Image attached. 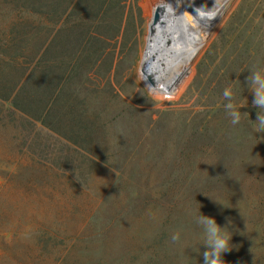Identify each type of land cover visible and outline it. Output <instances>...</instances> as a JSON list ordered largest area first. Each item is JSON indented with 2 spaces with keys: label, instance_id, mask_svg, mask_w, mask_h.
Returning <instances> with one entry per match:
<instances>
[{
  "label": "rangeland",
  "instance_id": "rangeland-1",
  "mask_svg": "<svg viewBox=\"0 0 264 264\" xmlns=\"http://www.w3.org/2000/svg\"><path fill=\"white\" fill-rule=\"evenodd\" d=\"M119 1L124 34L104 50L110 75L97 66L75 85L98 117L90 145L73 146L0 104V264H129L134 248L146 250L163 229L164 195L183 218L171 229L193 232L195 249H207L203 215L236 228L233 264L263 263L264 129L255 122L264 109L252 106L260 85L249 77L264 80V0H223L224 14L180 81L157 77L163 88L139 72L163 0ZM8 6L0 0V42L15 16L3 13Z\"/></svg>",
  "mask_w": 264,
  "mask_h": 264
},
{
  "label": "trees",
  "instance_id": "trees-1",
  "mask_svg": "<svg viewBox=\"0 0 264 264\" xmlns=\"http://www.w3.org/2000/svg\"><path fill=\"white\" fill-rule=\"evenodd\" d=\"M4 1L13 7L8 6L3 13H14L15 16L11 20L9 38L0 42L2 109L7 105L13 118L36 122L73 146L90 145L101 129L96 126L98 117L92 113L89 97L75 85L89 82V76L97 73L94 70L97 66H101L107 76L110 75L113 58L107 60L104 50L108 42H117L123 37L121 2ZM48 173L41 171L43 177ZM42 186L56 190L55 183L45 182ZM169 200L164 195L161 201L168 203L166 208L171 207L169 215L161 223L163 229L155 231L146 250L139 246L134 248L129 264H197L187 257L195 251L200 255L203 253L194 248L193 232L171 229L180 217L173 216V203ZM232 225L222 227V234L229 238V246L230 241L237 237V231L233 230L236 228ZM205 231L209 235L207 229ZM177 235L179 239L173 241V236ZM185 258L187 262H183ZM222 259L224 264H233L227 252ZM260 260L263 263L255 264H264V257ZM199 264H204L203 255Z\"/></svg>",
  "mask_w": 264,
  "mask_h": 264
},
{
  "label": "bare ground",
  "instance_id": "bare-ground-1",
  "mask_svg": "<svg viewBox=\"0 0 264 264\" xmlns=\"http://www.w3.org/2000/svg\"><path fill=\"white\" fill-rule=\"evenodd\" d=\"M174 13L160 34L152 57L157 77L168 84L182 78L190 68L217 20L224 14L227 0H170Z\"/></svg>",
  "mask_w": 264,
  "mask_h": 264
},
{
  "label": "clouds",
  "instance_id": "clouds-1",
  "mask_svg": "<svg viewBox=\"0 0 264 264\" xmlns=\"http://www.w3.org/2000/svg\"><path fill=\"white\" fill-rule=\"evenodd\" d=\"M255 83L260 85L259 88L254 90V95L256 99L253 101L252 106L264 109V80H261L260 74L255 73L253 76L249 77ZM225 96H229L230 93L225 91ZM231 107V105H229ZM235 117L232 121L233 124H237L241 119L240 111H235L233 113ZM261 129H264V115H261L260 112H257V121L255 122ZM199 222L207 226V231L209 233L208 238L204 246L208 249L203 252L204 264H224L222 256L224 253L230 251L229 248V238L222 234V229L219 225L216 224V221L213 218L206 217L201 215ZM173 241L179 239L178 235L173 236Z\"/></svg>",
  "mask_w": 264,
  "mask_h": 264
},
{
  "label": "water",
  "instance_id": "water-1",
  "mask_svg": "<svg viewBox=\"0 0 264 264\" xmlns=\"http://www.w3.org/2000/svg\"><path fill=\"white\" fill-rule=\"evenodd\" d=\"M174 7L170 0H163L154 7L152 17L148 24V34L139 66V72L145 83L152 88H163L164 84L157 80V74L152 57V50L158 45L160 34L167 26L170 16L174 13ZM155 51V50H154Z\"/></svg>",
  "mask_w": 264,
  "mask_h": 264
}]
</instances>
